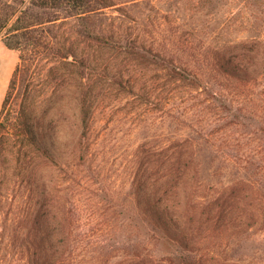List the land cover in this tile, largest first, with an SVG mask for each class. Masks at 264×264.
<instances>
[{"label": "trees", "instance_id": "1", "mask_svg": "<svg viewBox=\"0 0 264 264\" xmlns=\"http://www.w3.org/2000/svg\"><path fill=\"white\" fill-rule=\"evenodd\" d=\"M129 1L139 0H0V37L19 51L0 112L2 264L8 254L25 264H201L200 257L157 258L150 253L154 244L179 254L264 251V16L254 15V33L246 39L206 43L202 55L209 69L197 72L166 61L137 33L94 22L103 8L122 10ZM68 18L76 21L66 32L61 28ZM239 21L249 22L245 16ZM118 43L126 53L162 64L176 79L203 84L209 96L202 125L192 122L193 132L137 155L123 176L111 178L96 139L88 135V70L124 85L125 72L111 67L106 52ZM59 68L75 86L51 91L47 98L67 97L65 104L53 114L40 112L37 104L46 93L29 85L40 76L51 79ZM5 145H12L11 158L3 153ZM14 157L7 167L6 159ZM116 184L121 206L135 214H126L128 231L119 238L89 230L111 220L106 211L115 205L109 199ZM99 210L104 215L92 224ZM256 257L230 262L256 264Z\"/></svg>", "mask_w": 264, "mask_h": 264}, {"label": "rangeland", "instance_id": "2", "mask_svg": "<svg viewBox=\"0 0 264 264\" xmlns=\"http://www.w3.org/2000/svg\"><path fill=\"white\" fill-rule=\"evenodd\" d=\"M256 9L264 10V4H256V0H139L137 3L129 1L122 10L103 8L94 22H101L108 28L121 29L126 33H137L147 43L153 42L154 45L151 46L161 52L162 57L165 55L166 61L177 63L184 68L188 66L187 68L197 72H205L209 69L202 55L206 43L210 44L213 38L220 37L248 38L254 33L250 24L251 21H255L254 15L264 16V12ZM241 16L247 17L249 22H240ZM68 21L69 24L61 30L65 29L66 32L74 30L73 24L76 18H68ZM149 46L147 44V47ZM106 52L112 54L111 67L117 70L122 68L127 82L119 85L114 78L105 75L98 78L93 74L94 70H88L93 81V114L88 135L96 139L97 147L101 151L100 155H104L102 158L105 160L106 168L112 174L111 178H114L120 173L123 176L132 168L137 155H143L148 151L156 152L162 147L169 146L176 136H185L186 133L193 132L190 128L192 122L196 127L202 125L205 121L208 103L206 101L209 95L203 84L194 86L185 79H176V74L162 68V64L153 60H141L136 55L126 53L120 43L113 45L111 49L107 48ZM18 61L19 51L6 46L3 38L0 37V112L12 72ZM66 71L64 68L55 69L51 79L40 76L30 83L31 89L46 93V98L41 97L43 100L37 104L40 112L53 114L65 104L67 97L47 98V96L51 91L74 88V83L69 85L62 76ZM180 115L182 123L185 124L183 128L180 127L181 121H178ZM12 145H5L3 148V153L8 154L9 158L13 156ZM18 146L19 144L16 145V149ZM6 161L5 165L10 168L14 165L15 157L13 161L7 159ZM112 188L117 193L114 194V199L109 200L115 205L106 211V216L111 220L101 227L91 226L92 229L86 227L91 231L106 230L110 236L119 238L128 231L123 226L125 224L123 220L127 218L126 214L131 216L135 214L121 206L120 186L116 184ZM125 189L122 188L123 195ZM98 198L96 196L92 198L91 203ZM100 212L102 211H96V215L91 216L92 224L96 223L98 217L104 215L102 212L98 216ZM87 215H84V220L87 219ZM135 229L139 231L138 228ZM4 252L2 250V254ZM150 253L157 258L171 254L182 255L188 261L200 257L201 264H232L230 260L236 257L253 261V257L256 256L259 257L256 264L264 261L263 249L201 250L196 253L179 254L171 246L154 244ZM3 263L18 264L19 262H15L14 257L8 254Z\"/></svg>", "mask_w": 264, "mask_h": 264}]
</instances>
